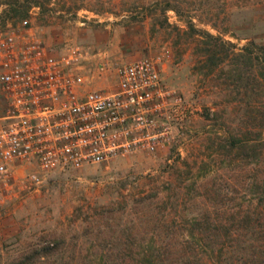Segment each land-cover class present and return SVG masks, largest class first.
Listing matches in <instances>:
<instances>
[{"label": "rangeland", "instance_id": "1", "mask_svg": "<svg viewBox=\"0 0 264 264\" xmlns=\"http://www.w3.org/2000/svg\"><path fill=\"white\" fill-rule=\"evenodd\" d=\"M12 1L0 0V32L29 21L57 53L82 46L119 64L162 56L185 103L174 144L156 154L53 172L31 189L27 166L12 195L0 185V264L45 246L29 264H222L185 257L220 243L235 260L244 253L225 231L243 227L264 186V0H36L20 14ZM5 105L0 90V118Z\"/></svg>", "mask_w": 264, "mask_h": 264}, {"label": "built area", "instance_id": "2", "mask_svg": "<svg viewBox=\"0 0 264 264\" xmlns=\"http://www.w3.org/2000/svg\"><path fill=\"white\" fill-rule=\"evenodd\" d=\"M55 2L56 0H52ZM0 32V185L12 195L45 175L152 155L176 140L184 98L164 80L162 56L119 64L101 50L48 46L26 21ZM115 81L103 87L107 81Z\"/></svg>", "mask_w": 264, "mask_h": 264}, {"label": "trees", "instance_id": "3", "mask_svg": "<svg viewBox=\"0 0 264 264\" xmlns=\"http://www.w3.org/2000/svg\"><path fill=\"white\" fill-rule=\"evenodd\" d=\"M36 0H26L24 5H21L20 0H13L11 2V9L15 14H20L21 7H24L26 4L36 3ZM28 9H25V15L28 13ZM206 38L211 40L212 42H215L217 45L219 43L222 44V40L218 37H215L211 34H208L206 32H201ZM216 45V46H217ZM225 46L226 44L223 42L222 44ZM231 47H234L231 45ZM264 52V47H262ZM247 51V50H246ZM264 142V139H263ZM256 146H253L251 149L254 150ZM264 148V143H263ZM262 194L259 196L258 201L254 204H252L249 212L248 217L243 220V227L240 225L239 228L237 227L235 230L227 229L225 231L226 236L228 237V240H230V249L233 251V253H244L239 254L237 259L235 260L234 256L229 257L228 255H225V246L223 243H220V248L217 250L216 245H207L203 246L201 245L200 248L197 250L196 248H193L189 250L188 252H185V257H194L199 263L202 260V255L210 253L211 258L215 257L219 261V263L222 264H264V249L261 248L259 244H256L260 240H264V236H262V233H260L261 229L264 227V186H258L257 187ZM243 230L245 231L246 235H243ZM201 231V230H200ZM210 231V230H208ZM219 229L216 230V233L214 235H217V237H220V233L217 234ZM234 231V232H233ZM241 234L244 237L251 238L252 240H246L243 238L241 240ZM206 236V239H209V235ZM192 237L195 238V235L193 234ZM204 239V238H203ZM237 241V242H236ZM264 245V244H263ZM210 249V250H209ZM53 250V247L45 246L40 250H36L33 255L26 256L23 259L19 260L18 262L14 264H29L30 261H32L33 258L41 257L42 255H48L51 253L50 251ZM209 251V252H208ZM201 252V253H200ZM228 253V252H227ZM229 254V253H228ZM209 256V255H208ZM209 258V257H208Z\"/></svg>", "mask_w": 264, "mask_h": 264}, {"label": "crops", "instance_id": "4", "mask_svg": "<svg viewBox=\"0 0 264 264\" xmlns=\"http://www.w3.org/2000/svg\"><path fill=\"white\" fill-rule=\"evenodd\" d=\"M108 87V86H107ZM109 88V87H108Z\"/></svg>", "mask_w": 264, "mask_h": 264}]
</instances>
